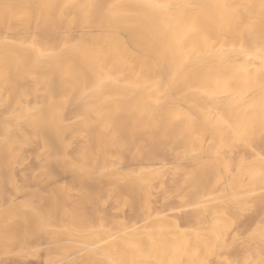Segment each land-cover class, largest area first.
Masks as SVG:
<instances>
[{
    "label": "bare ground",
    "instance_id": "6f19581e",
    "mask_svg": "<svg viewBox=\"0 0 264 264\" xmlns=\"http://www.w3.org/2000/svg\"><path fill=\"white\" fill-rule=\"evenodd\" d=\"M14 26L19 35L32 27V40L5 39ZM12 75L36 76L46 96L76 99L81 112L68 123L56 106L22 109L17 98L23 118L4 135L16 146L28 139L20 123L39 131L48 193L35 194L36 204L15 192L0 199V264L39 252L44 264H207L223 244L224 227H214L223 210L259 209L264 219V0H0V80ZM75 134L80 163L65 153ZM113 148L134 170L122 169ZM163 152L199 193L208 231L152 214ZM208 192L227 206L204 205ZM108 200L142 224L105 219L98 206ZM261 225L254 242L232 236L257 255L244 264H264Z\"/></svg>",
    "mask_w": 264,
    "mask_h": 264
},
{
    "label": "rangeland",
    "instance_id": "374dc122",
    "mask_svg": "<svg viewBox=\"0 0 264 264\" xmlns=\"http://www.w3.org/2000/svg\"><path fill=\"white\" fill-rule=\"evenodd\" d=\"M20 29V26L12 27L10 30L12 34L4 36V38L11 40H16L17 38H19L22 39L24 44H27L32 40L34 30L32 27H28L27 32L19 35L21 32ZM79 40L80 34L78 33L71 34L68 38V41L71 43H75ZM38 47L44 48L42 44ZM9 75H11V72L6 71V79H8ZM10 77L11 78L8 81L6 79L0 80L1 204L5 205L8 199L10 200L14 192L17 195H21L24 197H26L27 195L28 201H30L31 203L33 201V203L36 204L38 203V201L35 200V194L42 193L46 195L48 193L46 189V176H43L45 162L44 160L42 161V159L44 158L42 155L43 149L41 146L39 131L36 129L35 131H28L26 130L24 125L20 123V130L22 131V133L26 134L28 139L26 141V137L25 139H21V137H19L21 142L16 146L14 145L15 140L13 139V137L11 139L9 138V136H12L10 132H7V134L4 135V133H6V131L9 129L8 128L6 130L7 127H10V131L12 125H15L16 123L14 121L23 118L21 114L24 113V110L23 113L19 112L20 109L18 110L17 106H15L17 100L20 99L19 103L22 109H24V107L26 108L27 106L31 107L32 109H37L39 107V104L44 105L46 103L49 107L50 105L56 106L58 112H62V118L68 123L71 122L75 116L80 114V102L76 99H63V97H61V100L60 97L53 94L50 97L46 96L45 87L43 83H38V81L36 80V76L31 75L26 79H22L16 75H12ZM19 96H21V98H18ZM59 101H63L62 105L59 103ZM22 109L20 111H22ZM15 112L16 114H14ZM54 114H57V112H55ZM3 127H5V129ZM68 134L69 132H67L65 135ZM19 136L21 135L19 134ZM16 137H18V135ZM68 143L69 144L65 150L67 157L70 160H73L74 163L82 162L80 159V153L82 152V149L84 150V142L82 137L76 134L72 135ZM6 147L7 149L5 150ZM8 151L10 152V155ZM112 155L115 159L122 160L121 167L124 171L134 170V167L128 161V156L125 155L122 150L113 148ZM160 157L166 164L161 167L160 176L151 182L152 196L150 199V204L152 214L161 216V218H163L162 221H164L165 223H178L184 231L194 230L198 227L199 222H202L204 224L202 228L203 231H208L211 227H213V222H210L208 224V222L212 218H207L204 221H201L199 219L202 212L200 206L197 204L200 200L199 193H197L192 187L184 184L183 173L176 169L175 164H173V158L168 153L163 152ZM231 159L232 158L229 157L228 160L232 161ZM4 161L7 163H5ZM12 163L13 165H11ZM53 172L57 179L68 177L67 179L71 181V184H82L83 182L81 175L78 173H66L62 169H55L53 170ZM5 173L7 175L9 174L11 178H8ZM11 173H13L14 175ZM11 175L14 176V178ZM12 187L14 188L13 192ZM17 188H19V190ZM27 191L29 192V194L27 193ZM8 194H11L9 195L10 198L8 197ZM205 195V198L210 196L209 192ZM111 201L108 200L101 206H98L99 211L101 212L103 217H105V219H123L126 223H132L134 220H137L140 224H142L141 221L143 219V216L139 215L137 217H134L131 211L127 209L115 211L113 209V204L111 203ZM3 202L6 203L3 204ZM227 202L228 199L226 198H214V200H212V197H209L208 202H205L204 205L213 207L221 206L223 210L224 206H227L224 205ZM83 208L85 210L83 211L86 212L85 214L87 215V217L89 216V218H92L90 215H88L92 210L85 206ZM89 223L92 228L96 229L97 227H99V224L95 217L91 219ZM261 224L264 225V219L262 211L259 209H247L246 212L242 215L234 214L233 212L229 211L227 213L226 210H223L222 218H220L214 226L218 229L222 226L224 227L223 229L225 236L223 238V244L214 248V252L207 259V264H244L243 260L246 258V256H249L253 260L254 257H257V255L253 254V252L249 250L247 246L239 247L242 245H240L239 242H237L232 236L233 234L237 233V239L239 241L242 240V244L246 243L247 240H252V242H254L257 235L259 234V231L262 230L263 226ZM39 253V257L37 258L27 257L25 259L19 260L8 259L7 264H44L42 261V252ZM217 257H219V259H217ZM187 260L189 259L184 260L182 264H190V262H187ZM258 260H262L264 263L263 256H259ZM196 264H199V262H196Z\"/></svg>",
    "mask_w": 264,
    "mask_h": 264
}]
</instances>
